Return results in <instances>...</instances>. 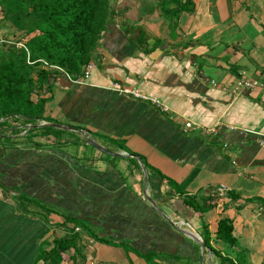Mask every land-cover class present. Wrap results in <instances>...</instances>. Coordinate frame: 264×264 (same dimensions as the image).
I'll list each match as a JSON object with an SVG mask.
<instances>
[{"label": "crops", "instance_id": "obj_1", "mask_svg": "<svg viewBox=\"0 0 264 264\" xmlns=\"http://www.w3.org/2000/svg\"><path fill=\"white\" fill-rule=\"evenodd\" d=\"M193 3L191 11L174 17L159 0L112 4L118 13L100 37L89 75L83 82L60 75L46 103L45 116L86 130L116 153L87 144L95 149L87 155L80 132L66 129L73 136L61 135L66 141L82 140L78 148L63 150L70 158H88L100 172L76 169L80 192L65 187L63 195L57 194L54 185L41 199L103 227L116 242L101 243L84 234L77 263L168 264L169 255H179L204 264L209 250L191 236H200L201 217L175 198V188L199 203H214L203 217L213 246L222 244L214 240L217 221L228 216L247 262L264 264V146L259 144L264 136V0ZM140 30L145 37L137 40ZM240 77L256 84L234 93L218 86L233 85ZM114 83L158 97L167 110L119 93ZM186 120L222 125L211 135L185 129ZM130 153L145 162L146 172ZM221 184L229 190L218 198L215 188ZM145 193L179 228L150 208ZM9 195L0 193V264H32L40 243L64 232L63 219ZM216 249L234 256L226 244ZM210 264L230 263L215 255Z\"/></svg>", "mask_w": 264, "mask_h": 264}, {"label": "trees", "instance_id": "obj_2", "mask_svg": "<svg viewBox=\"0 0 264 264\" xmlns=\"http://www.w3.org/2000/svg\"><path fill=\"white\" fill-rule=\"evenodd\" d=\"M170 3L173 7H169ZM159 6L174 17L182 11H191L194 3L193 0H159ZM117 13L116 6L108 0H0V29H5L0 36V193L4 197L13 192L9 196L18 195L21 200L36 205L45 215L54 213L63 219L64 232L54 236L51 242L42 241L32 264H60L68 259L80 264L76 257L83 256L84 234L97 242L116 243L103 227L41 199L54 185H57V194L63 195L65 187L80 192L76 185L80 175L76 169L78 172L100 171L87 162L88 158H70L63 150L67 145L78 148L82 141L62 140L61 135L66 129L33 125L55 122L44 113L46 103L54 97L58 77L64 72L73 79L83 74L85 66L92 61L102 33ZM144 37L140 30L137 40ZM28 52L32 63L27 61ZM39 59L64 72L42 67ZM83 142L87 145L85 138ZM175 196L201 218L214 206L211 199L199 203L195 196L187 193ZM231 197L235 199V195L231 194ZM173 226L179 228L178 224ZM233 230V220L221 216L214 237L215 242L234 248L233 257L219 253L212 245L209 225L204 220H201L199 234L204 248L210 254L218 255L222 262L251 264ZM71 249L73 252L68 255ZM167 262L197 264L191 258L182 260L179 255H169Z\"/></svg>", "mask_w": 264, "mask_h": 264}, {"label": "built area", "instance_id": "obj_3", "mask_svg": "<svg viewBox=\"0 0 264 264\" xmlns=\"http://www.w3.org/2000/svg\"><path fill=\"white\" fill-rule=\"evenodd\" d=\"M19 45H22V43H19ZM27 61L29 63H32L33 61H31L29 59V52L27 53ZM41 66L46 68V69H58L62 72H64V70L56 65L53 64H49L48 62H46L45 60L39 59ZM94 66L93 61H90L84 68L83 74L81 76H79L76 79L71 78L67 73L64 72V76H66L68 79L72 80V81H77V82H83L85 80V78L89 75L90 70L92 69V67ZM214 85H216L215 82H213ZM256 84V82L248 80V79H244V78H237L236 82L233 85H226V84H220L218 85L222 90L226 91L227 89H229L231 92H238L242 89H248L253 87ZM114 88L122 94H126L129 95L133 98L136 99H140L143 101H147L149 103H151L152 105H155L156 107H158L160 110H167V106L166 104L161 101L158 97L155 96H151L149 94L143 93L141 91H139L138 89L134 88V87H129V86H121L118 83H114ZM220 125H222V123L217 122L214 125L210 126V127H206L203 126L201 124L195 123L191 120H186L184 122V128L185 129H193V130H201L204 131L207 134H211V135H215L217 133L218 128L220 127ZM226 127L229 130H234L236 129L235 126L233 125H226ZM259 144L261 146H264V136L259 140ZM229 190L228 186L221 184L218 187L215 188V195L218 198H222L224 197V195L226 194V192ZM175 225L179 223L174 222ZM188 225V224H187ZM191 227V226H190ZM78 230V228H76Z\"/></svg>", "mask_w": 264, "mask_h": 264}, {"label": "water", "instance_id": "obj_4", "mask_svg": "<svg viewBox=\"0 0 264 264\" xmlns=\"http://www.w3.org/2000/svg\"><path fill=\"white\" fill-rule=\"evenodd\" d=\"M39 125H46V126H53V127H57L60 129H68V130H75L80 132L84 138L87 144L91 145L92 147L98 149L99 151H102L104 153L110 154V155H115L116 153H114L113 151H110L108 149H106L104 146H102L100 143H98L91 135L90 133H88L86 130H82V129H78L76 127H71V126H67L64 124H60V123H55V122H43L40 124H36L33 126H39ZM86 133H88L89 135L86 136ZM130 155L134 158H136L138 160V162L140 163L142 169L144 172H146L145 166L143 161L141 160V158L133 153H130ZM145 191V190H144ZM145 199L146 201L149 203V205H151V207L160 215L162 216L167 222H169L172 225H175V223L169 218L167 217V215L160 209V207L157 206V204L155 203V201L153 200V198L149 195L145 193ZM191 236L196 239L197 241H200L202 246L204 247V242H202L201 237L198 235H194L193 233H191Z\"/></svg>", "mask_w": 264, "mask_h": 264}, {"label": "rangeland", "instance_id": "obj_5", "mask_svg": "<svg viewBox=\"0 0 264 264\" xmlns=\"http://www.w3.org/2000/svg\"><path fill=\"white\" fill-rule=\"evenodd\" d=\"M118 0H108V2L110 3V4H116V2H117ZM3 31H5V29H0V36H1V34L3 33ZM140 90V89H139ZM64 122V121H63ZM57 123H59V122H57ZM72 132V131H71ZM71 132H69L68 130H65L64 131V133L63 134H65L66 136H68V137H70V135H72L73 136V134H71ZM74 133V132H73ZM97 138H99V137H97ZM86 142V141H85ZM84 146H86V148L88 149L87 151H86V154L88 155V153H89V151H95V149H93L92 147H90V146H88V145H84ZM73 149H75V148H73ZM171 186H173L172 184H170V188H171ZM172 189V188H171ZM173 190L176 192L177 191V194L178 193H181L182 191H180L179 189H177V190H175V188H173ZM201 220H204V218H201ZM200 220V221H201ZM83 221V220H82ZM181 225H184V224H182V223H180ZM187 227V226H186ZM195 228V227H194ZM187 229L188 230H192V227H187ZM195 231H193V232H195V233H197V231H196V229H194ZM244 245H245V243H243ZM225 246V244H218V243H214V247L216 248V247H219V246ZM227 246V245H226ZM227 248H228V246H227ZM209 253H206L205 255H204V264H210V262H211V260L214 258V254H211L210 255V251H208ZM263 257H264V255H263ZM245 258H249L247 255L245 256ZM201 260H202V258H201ZM248 262L250 263V260H248ZM197 264H201V262L199 261V263H197Z\"/></svg>", "mask_w": 264, "mask_h": 264}]
</instances>
